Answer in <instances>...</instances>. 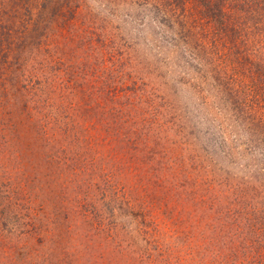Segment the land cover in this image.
I'll list each match as a JSON object with an SVG mask.
<instances>
[{
  "label": "rangeland",
  "instance_id": "obj_1",
  "mask_svg": "<svg viewBox=\"0 0 264 264\" xmlns=\"http://www.w3.org/2000/svg\"><path fill=\"white\" fill-rule=\"evenodd\" d=\"M0 264H264V0H0Z\"/></svg>",
  "mask_w": 264,
  "mask_h": 264
}]
</instances>
